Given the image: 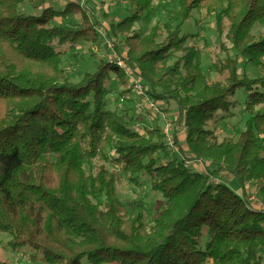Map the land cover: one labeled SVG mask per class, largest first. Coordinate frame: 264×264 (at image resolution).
I'll return each mask as SVG.
<instances>
[{
    "label": "trees",
    "instance_id": "trees-1",
    "mask_svg": "<svg viewBox=\"0 0 264 264\" xmlns=\"http://www.w3.org/2000/svg\"><path fill=\"white\" fill-rule=\"evenodd\" d=\"M50 1L0 0V234L8 247L33 251L31 264H264V214L244 197L251 182L264 201V75L238 72L241 62L264 72V33H253L264 0H117L133 12L110 26L113 47L121 44L120 58L151 98L177 107L186 130L183 144L175 138L180 160L160 128L140 132L137 119L109 109L111 76L126 83L115 63L71 80L62 47L97 43L99 22L81 0L63 10ZM25 4L40 12L24 14ZM203 9L234 53L209 67L221 80L208 79L202 49L188 44L197 34H182ZM155 14L164 21L136 30ZM72 16L80 22L64 25ZM239 91L249 95L250 117L237 139L220 141L209 124L230 112ZM94 160L90 180L85 165ZM195 160L209 162L207 174L186 165ZM106 164L133 185L146 177L161 194L149 221L141 200L119 199L120 174ZM223 173L242 196L212 183Z\"/></svg>",
    "mask_w": 264,
    "mask_h": 264
},
{
    "label": "rangeland",
    "instance_id": "rangeland-1",
    "mask_svg": "<svg viewBox=\"0 0 264 264\" xmlns=\"http://www.w3.org/2000/svg\"><path fill=\"white\" fill-rule=\"evenodd\" d=\"M70 0H53L48 3L49 6L56 10H63ZM81 4L90 13L92 19H96L99 22L97 25V31L99 33V40L97 43H81L73 46L69 45L62 47V50L66 52L64 57L63 66L70 74V78L73 82H77L84 72L94 71L100 61L108 62L114 60L117 57L120 58L122 46L120 44L118 49L113 47L116 40L110 34V26L123 20L128 15H131L133 10L126 4L117 2V0H81ZM32 9L27 4L22 5L21 11L24 14L37 15L40 11ZM164 21L163 14H155L150 18H143L137 25L136 30L142 34H146L151 28L156 26L157 23ZM80 22V19L71 17L64 21V25L73 26ZM216 21L214 15L209 14L206 10L194 11L192 18L183 25L182 34L184 35H196L195 38L189 40L188 44H194L202 49V69L210 81L221 80L215 73L210 70V65L216 59H225L227 56L234 57L233 51L230 49V44L225 40L224 36H219L216 31ZM264 33V23L258 24L253 33ZM118 43V40H116ZM225 49V50H224ZM241 62V61H240ZM239 74L245 73L249 78H257L264 75V72L256 70L250 66H246L243 62L239 64ZM109 87L111 88L108 95V107L109 109L116 111L117 113L124 115L126 112L128 116L136 119L142 123L145 119L149 122H144L145 127L140 128L141 125L138 122L139 131L143 132L146 129L160 128L164 133V129L167 125L172 126V136L176 150L170 152L172 156L178 160L182 159L180 156L176 139L179 143L183 144L185 141L186 133L182 130V123H179L178 109L172 103L161 101L151 98L158 102L160 113L157 115H151L150 112L145 111L144 115L139 116L136 110V103L139 98L133 92L123 91V84L120 80L112 75ZM121 98L124 102H121ZM249 95L244 92H238L233 100L234 106L229 113H218L216 119L209 124V128L212 129L221 141L225 138L237 139L240 133L245 128V122L250 117V114L246 112L245 107L248 101ZM261 109L257 107L256 110ZM150 117V118H148ZM136 120V121H137ZM135 121V123H136ZM145 128V129H144ZM185 129V127H184ZM138 131V130H137ZM166 139V137H165ZM99 165L97 160L86 163V170L90 176V180L94 177L96 168ZM110 170L117 171L120 174V180L117 185V193L119 199L127 204L133 200H141L144 204V217L145 221H149L150 214H153L154 204L161 199V194L155 193L151 190V186L148 183L146 177L140 178L139 185L131 184L125 175L120 173L111 164H106ZM201 167L204 174H207V168L209 163H192L191 166ZM193 168V167H191ZM194 170V169H193ZM212 183H224L236 194L242 196L239 182L227 173L215 175L211 178ZM257 185V184H256ZM251 187V193L256 194L258 200L262 201V196L258 192L257 187ZM246 195L244 194V197ZM247 198V196H246ZM93 202L98 203L95 197H92ZM9 240L8 234H0V251L1 256L7 264H31L33 262L34 252L30 249L24 248L18 251L11 250L7 242ZM35 259L39 263H42V257L35 254Z\"/></svg>",
    "mask_w": 264,
    "mask_h": 264
},
{
    "label": "built area",
    "instance_id": "built-area-1",
    "mask_svg": "<svg viewBox=\"0 0 264 264\" xmlns=\"http://www.w3.org/2000/svg\"><path fill=\"white\" fill-rule=\"evenodd\" d=\"M111 62L115 63L125 74L126 83L123 87V90H127L128 93L133 92L137 96V98H139V101L136 103L137 114L139 116L144 115L145 111L150 112L151 115H157L158 113H160L158 102L154 101L148 96L149 94L147 92L149 89L139 77L137 68L134 65L126 63L124 60L117 56L114 60H111ZM121 102H124L123 98H121ZM137 128H139V126H137ZM140 128L143 127L141 126ZM182 130H184L183 132L186 133L184 127H182ZM172 131V126L167 125L164 129V134L169 148L172 151H175L176 146L174 143V138L172 136ZM194 162L199 164L204 163V161L202 160H195L192 162H186V165H191ZM252 186L253 183L250 182L246 183L244 188L249 206L251 210L264 214V202H260L256 194L251 193Z\"/></svg>",
    "mask_w": 264,
    "mask_h": 264
},
{
    "label": "crops",
    "instance_id": "crops-1",
    "mask_svg": "<svg viewBox=\"0 0 264 264\" xmlns=\"http://www.w3.org/2000/svg\"><path fill=\"white\" fill-rule=\"evenodd\" d=\"M139 122V121H138ZM144 122H149V121H147L146 119H145V121H142V123H141V126L142 127H145V124H144ZM191 167H193L192 169H194V171H196V172H203V170L201 169V167H198V166H196V165H194V166H191ZM244 192H245V190H244Z\"/></svg>",
    "mask_w": 264,
    "mask_h": 264
}]
</instances>
